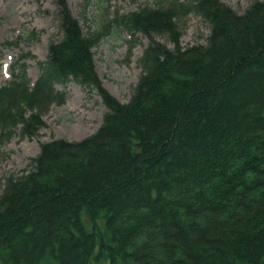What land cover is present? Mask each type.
<instances>
[{"label": "trees", "instance_id": "obj_1", "mask_svg": "<svg viewBox=\"0 0 264 264\" xmlns=\"http://www.w3.org/2000/svg\"><path fill=\"white\" fill-rule=\"evenodd\" d=\"M100 2L102 24L85 32L57 0L62 36L38 81L23 54L0 88V143L18 125L36 135L72 81L107 108L93 135L42 143L8 178L0 264H264V0L242 14L221 0H157L113 19ZM191 14L209 36L182 47ZM120 27L150 40L127 103L103 87L94 59Z\"/></svg>", "mask_w": 264, "mask_h": 264}, {"label": "rangeland", "instance_id": "obj_2", "mask_svg": "<svg viewBox=\"0 0 264 264\" xmlns=\"http://www.w3.org/2000/svg\"><path fill=\"white\" fill-rule=\"evenodd\" d=\"M157 0H112L109 18L119 12L128 16ZM166 1V0H163ZM242 14L255 0H221ZM67 4L85 32L93 31L102 24L104 5L100 0H67ZM107 7V6H106ZM112 30L94 48L95 68L103 86L120 102L130 100L142 74L140 60L150 40L141 33ZM35 31L37 38L26 34ZM209 28L203 20L193 14L185 21L180 43L182 47L205 44ZM57 0H0V88L12 80L11 66L22 54H30L25 60L27 77L35 82L41 74L39 62L47 58L52 41L61 39ZM157 40L173 45L163 36ZM133 41V42H132ZM57 89L64 94L62 104H53L42 117L44 126L34 136H23L21 127L8 139L0 143V196L10 177H18L30 169L32 160L41 150V144L56 139L71 142L81 141L93 135L102 125L107 108L95 92H89L76 82ZM103 264H111L109 261Z\"/></svg>", "mask_w": 264, "mask_h": 264}]
</instances>
